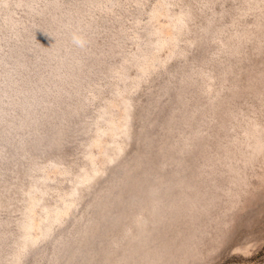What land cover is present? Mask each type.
Returning <instances> with one entry per match:
<instances>
[{
  "label": "rangeland",
  "instance_id": "1",
  "mask_svg": "<svg viewBox=\"0 0 264 264\" xmlns=\"http://www.w3.org/2000/svg\"><path fill=\"white\" fill-rule=\"evenodd\" d=\"M0 264H264V0H0Z\"/></svg>",
  "mask_w": 264,
  "mask_h": 264
},
{
  "label": "bare ground",
  "instance_id": "2",
  "mask_svg": "<svg viewBox=\"0 0 264 264\" xmlns=\"http://www.w3.org/2000/svg\"><path fill=\"white\" fill-rule=\"evenodd\" d=\"M154 44L156 45V46H164V45H166V43H165V41L164 40H162V39H158V40H156V42H154ZM144 57V56H143ZM143 62H140V61H137L136 62V66L144 73L145 71L143 70L144 69V65L145 64H147L146 63V57H144L143 58ZM126 105H128V103H126ZM130 105V104H129ZM130 106H126V109H128ZM127 127V126H126ZM128 130V128H125V131H127ZM116 131H110V134H112V135H116ZM96 143V142H95ZM115 147L113 148V152L114 153H118V152H120L121 150H122V148H121V146H120V144H118V143H116V145H114ZM90 156V155H89ZM92 165V167H95V165L92 163L91 164ZM97 174V172L95 171V169H93V171H91L90 172V174H87L86 175V177L84 178V179H82L80 182H79V184H85V183H88V182H90L92 179H93V177L95 176ZM75 193H77V191L76 192H74V195H75ZM154 207V206H153ZM152 207V208H153ZM146 220V219H145ZM148 220V222L149 223H153L154 222V219H147ZM138 221V224L139 225H141L142 223H143V221L142 220H137ZM144 224H145V222H144ZM138 225V226H139ZM24 227H25V229L27 230V224L26 225H24ZM144 227H145V229H144V231L145 230H148V226H145L144 225ZM146 235H143V237H145ZM30 236L27 234V233H25L24 234V241H23V245H24V247L26 246V245H29L30 243H31V241H30ZM147 241V240H146Z\"/></svg>",
  "mask_w": 264,
  "mask_h": 264
}]
</instances>
